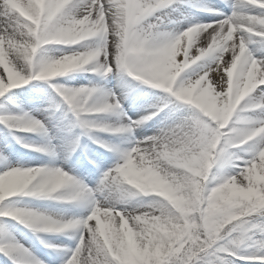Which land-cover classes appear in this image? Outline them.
<instances>
[{
	"label": "snow or ice",
	"instance_id": "obj_1",
	"mask_svg": "<svg viewBox=\"0 0 264 264\" xmlns=\"http://www.w3.org/2000/svg\"><path fill=\"white\" fill-rule=\"evenodd\" d=\"M77 71L92 78L72 83ZM110 76L158 94L134 119ZM32 81L48 88L24 102H47L23 110L6 94ZM0 98L15 105H0V124L52 157L13 162L0 149V253L12 264L50 262L10 220L75 241L40 235L51 264H264V0H0Z\"/></svg>",
	"mask_w": 264,
	"mask_h": 264
},
{
	"label": "rangeland",
	"instance_id": "obj_2",
	"mask_svg": "<svg viewBox=\"0 0 264 264\" xmlns=\"http://www.w3.org/2000/svg\"><path fill=\"white\" fill-rule=\"evenodd\" d=\"M204 15H198L199 17L203 18ZM182 59V55L178 57V60ZM72 83H86L88 79L92 78L90 73L77 71L72 74ZM63 80H68L70 77L65 76L62 77ZM130 79V78H129ZM107 86L109 88H116V89H125L128 91V99L124 101V108L128 111V114L132 116L134 119L137 115L142 114L144 109L147 107L148 104L154 102L156 95L158 94V90L151 88L150 86H146L140 82L131 80L130 83L123 82L121 77H114L110 76L106 81ZM33 88H42L47 89L48 85L46 82L43 81H32L29 85L23 86L22 88L13 89L9 94L17 99V102L21 104L23 110H32L34 108H43L47 102V93L42 92L41 95L43 97L42 103L32 104L28 102H24L23 97L28 90ZM0 105H7V109L15 108V105H12L10 102L6 101L4 98H0ZM5 107L0 106V111L7 110ZM59 115V114H57ZM152 122H149V125H145V127H150ZM3 124H0V149H11L10 159L13 162L20 161V162H29L34 160H43L48 161L52 159L47 154L41 152H34L28 148L23 147L21 143H18L9 132L8 129L2 127ZM137 134L143 131V129H137ZM19 135L24 136L29 141H34L37 143H44L45 137L43 136H33L32 134H25L19 133ZM7 140V144H6ZM84 140L87 142L88 147L100 153H103L105 150L100 148L98 145L93 144L87 141L85 137ZM80 154V150L77 151L76 154L73 155L72 160L76 161ZM109 159H106L105 164L110 165L112 160L110 159L111 153L107 154ZM57 163H61L59 154L55 157ZM86 159V158H85ZM67 167V165H65ZM75 174L81 177H84L88 180L89 183H95L96 179L98 178L99 173H94L93 175H89V169L83 163L75 164L74 166ZM18 200L21 201L24 205H30L32 207L47 210V211H61L65 215H76L80 214L84 210L77 206V205H63L59 204L56 201H53L48 198H30V197H18ZM9 224L12 226V230L16 233V236L23 240V242L29 245L37 255H40L45 260H48L51 264V261L56 258V253H54L51 249L44 246L41 243L39 238L40 235H43L45 239L59 243V242H66L69 244H74L75 241L71 239L70 236L60 234V235H45L43 233L36 234L33 233L31 229L25 227L23 224H17L16 221L10 220ZM0 235H3V232H0ZM1 254V253H0ZM0 264H10L7 260L2 258L0 255ZM238 264H250L247 261H239Z\"/></svg>",
	"mask_w": 264,
	"mask_h": 264
},
{
	"label": "bare ground",
	"instance_id": "obj_3",
	"mask_svg": "<svg viewBox=\"0 0 264 264\" xmlns=\"http://www.w3.org/2000/svg\"><path fill=\"white\" fill-rule=\"evenodd\" d=\"M210 2H214V3H220V1H217V0H210Z\"/></svg>",
	"mask_w": 264,
	"mask_h": 264
},
{
	"label": "trees",
	"instance_id": "obj_4",
	"mask_svg": "<svg viewBox=\"0 0 264 264\" xmlns=\"http://www.w3.org/2000/svg\"><path fill=\"white\" fill-rule=\"evenodd\" d=\"M2 256L5 257L6 259H8L7 256H5L3 253H2ZM9 260V259H8ZM10 262L12 263V261L10 260Z\"/></svg>",
	"mask_w": 264,
	"mask_h": 264
}]
</instances>
